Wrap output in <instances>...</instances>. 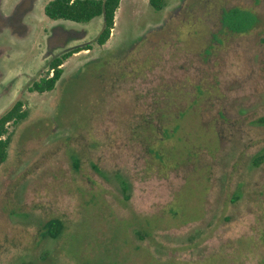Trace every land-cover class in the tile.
I'll return each mask as SVG.
<instances>
[{"label":"rangeland","instance_id":"1","mask_svg":"<svg viewBox=\"0 0 264 264\" xmlns=\"http://www.w3.org/2000/svg\"><path fill=\"white\" fill-rule=\"evenodd\" d=\"M48 1L0 0V115L27 111L0 166V264H264V0H121L104 46L102 16L55 21ZM234 6L258 27L220 32Z\"/></svg>","mask_w":264,"mask_h":264},{"label":"trees","instance_id":"2","mask_svg":"<svg viewBox=\"0 0 264 264\" xmlns=\"http://www.w3.org/2000/svg\"><path fill=\"white\" fill-rule=\"evenodd\" d=\"M121 0H49L44 8L45 14L55 21H71L78 24H87L97 17H103V27L97 36L96 42L100 46H104L112 35L115 27L116 11L120 7ZM151 6L157 10H162L166 5V0H149ZM261 22L259 15L253 10L234 6L224 8L219 16L220 32H230L233 34H247L252 32ZM215 40H220L217 33H213ZM213 45H210L212 48ZM206 49L207 55L211 52V48ZM92 44L85 43L71 47L60 54L53 55L47 63L48 73L40 80H36L29 87L30 91L44 93L52 91L56 88L58 81L63 75V64L67 59L76 53L85 50H91ZM198 90H202L201 84L197 86ZM198 98L193 103H199ZM185 110H179L177 119L183 115ZM168 113V112H166ZM165 112L160 113V117L167 115ZM170 115V112L169 114ZM160 117L158 122H160ZM27 118V111L24 109V102L17 100L11 107L0 115V166L3 165L8 158V148L10 146V137L8 126L10 124H19ZM177 122V120H176ZM258 123L264 124V116L257 119ZM167 126H164L163 133L165 136L169 133ZM254 166L264 163V150L257 154L252 161ZM74 165L78 167V159H75ZM123 190H127V184L122 182ZM129 196L126 194L125 199ZM63 225L58 221H50L48 223L47 233L57 238L60 235ZM140 239L145 238V234L137 232ZM31 264V263H23Z\"/></svg>","mask_w":264,"mask_h":264}]
</instances>
